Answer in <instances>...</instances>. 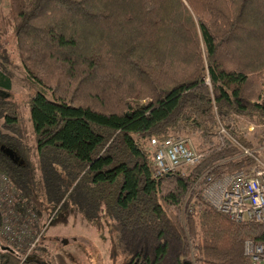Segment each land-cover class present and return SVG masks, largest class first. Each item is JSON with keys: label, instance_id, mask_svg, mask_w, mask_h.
<instances>
[{"label": "trees", "instance_id": "obj_1", "mask_svg": "<svg viewBox=\"0 0 264 264\" xmlns=\"http://www.w3.org/2000/svg\"><path fill=\"white\" fill-rule=\"evenodd\" d=\"M9 6L18 57L36 85L29 114L47 204L54 211L70 205L90 223L113 221L124 264H250L244 241L264 244V223L231 222L202 199L204 183L196 182L206 171L222 177L255 163L240 148L253 150L244 137L227 131L232 139H219L214 109L221 118L235 113L264 124V0ZM2 30L0 23V39ZM106 57L123 71L106 70ZM7 63L0 53L5 92L12 84ZM115 73H131L139 84L114 81ZM147 81L144 91L139 85ZM111 88L113 112L103 101ZM80 90L87 100L76 97ZM181 131L200 138L201 162L188 175L156 177L150 140ZM28 151L16 104L0 96V175L10 187L0 205L11 216L25 214L33 197L36 165ZM12 193L14 206L7 202ZM15 246L0 238V264H44L23 260Z\"/></svg>", "mask_w": 264, "mask_h": 264}, {"label": "rangeland", "instance_id": "obj_2", "mask_svg": "<svg viewBox=\"0 0 264 264\" xmlns=\"http://www.w3.org/2000/svg\"><path fill=\"white\" fill-rule=\"evenodd\" d=\"M185 3V0H181ZM0 23L3 28V36L0 39V53L7 56L8 60V71L11 75V89L9 91L0 90V96L14 102L19 111L20 118V129H21V140L26 145L28 157L34 162L35 176L33 186V197L27 202V212L25 214L21 211L15 212L12 217L7 220L10 224H14L16 231H23L24 233L31 232V235L35 233L41 234L40 241L36 243L35 249L29 254L31 258H37L44 264H124L127 259L120 256L114 248V228L113 221L103 217L96 223L87 222L84 217L76 211L72 206L54 211L51 206L46 202L45 193L43 189L41 174L37 168V159L35 154V137L30 121L29 114V98L36 92V85L28 79L25 70L22 67L18 53L15 47V36L13 33V18L10 12L9 0H0ZM200 41V39H199ZM201 43V41H200ZM108 58L101 62L107 63ZM100 63L99 66L102 65ZM113 64V65H112ZM106 70L123 71L119 66H115L114 63L108 62ZM105 73H103L104 75ZM102 75V76H103ZM114 75V79L126 81L127 83L139 82L134 80L131 73L127 76L124 73ZM204 83L209 85L207 75L203 77ZM64 83V80H61ZM115 81V80H114ZM119 82V81H118ZM64 86V84H62ZM120 89H125V84L119 85ZM139 87L144 91L150 90L149 83L141 84ZM119 91V90H118ZM85 91H78L76 93L77 98L85 99ZM97 92V91H96ZM95 92H93L94 94ZM109 95L104 100L105 109L109 111H116L118 107L115 105V94L114 90L109 89ZM103 93L101 96H104ZM85 95V97H84ZM95 95V94H94ZM93 96V95H92ZM87 100V98H86ZM214 118L218 123L217 134L221 140L222 135L221 129L230 131L232 134H238L244 137L248 141L254 152L257 153L259 159L264 163V146L259 143V139L264 137V124H258L254 120H250L245 116H240L235 113L230 114L228 117L221 118L218 116L216 109H214ZM229 127H225V126ZM228 129V130H227ZM172 137H180L188 140L192 147L203 155V152L199 149L201 144L200 138L191 132L181 131L178 133H172ZM7 155L12 156V151L4 148ZM16 161H22L20 157L14 156ZM203 158V156H202ZM237 159V158H236ZM197 166V165H196ZM195 167V166H194ZM194 167H184L178 170L182 175H188ZM251 167V166H249ZM246 167V168H249ZM243 168V169H246ZM241 169V170H243ZM240 171V170H236ZM232 172L226 173L230 174ZM225 175V174H224ZM10 192V189H9ZM13 192V191H12ZM13 193H16L15 191ZM12 193L9 195L10 202L13 206L16 203L17 196ZM18 195V194H17ZM0 196L3 197L2 193ZM7 210L0 206V217L4 216ZM182 219V224L187 228L185 221ZM1 232V231H0ZM6 235L0 233V238L6 243V245H15L8 237L4 239ZM19 244V243H18ZM17 244L16 249L24 256L25 250ZM9 247H2L5 249ZM30 258V259H31ZM29 259V260H30Z\"/></svg>", "mask_w": 264, "mask_h": 264}, {"label": "built area", "instance_id": "obj_3", "mask_svg": "<svg viewBox=\"0 0 264 264\" xmlns=\"http://www.w3.org/2000/svg\"><path fill=\"white\" fill-rule=\"evenodd\" d=\"M221 133L227 135L225 129ZM153 149V168L156 177L168 175L184 167H194L202 160V154L191 143L180 137H170L163 141L152 138L149 143ZM240 146V145H239ZM243 155L254 159V165L222 177L208 175V171L198 177L197 183L203 182L202 199L216 212L223 214L233 223H264V163L256 152L240 146ZM196 183V184H197ZM195 184V185H196ZM9 191L6 178L0 175V193ZM0 198H2L0 196ZM10 204V200L7 201ZM10 212L4 215L0 233L25 250L23 260L30 259L29 254L40 241L41 234L19 232L8 222ZM244 254L250 264H264V244L246 240L243 244Z\"/></svg>", "mask_w": 264, "mask_h": 264}, {"label": "bare ground", "instance_id": "obj_4", "mask_svg": "<svg viewBox=\"0 0 264 264\" xmlns=\"http://www.w3.org/2000/svg\"><path fill=\"white\" fill-rule=\"evenodd\" d=\"M225 137H227V138H230V139H232L231 138V136L230 135H224ZM236 173V171L235 172H232L230 175H232V174H235ZM226 175H228V174H226ZM198 181V180H197ZM197 183V182H196ZM9 189H10V187H9ZM1 206V205H0ZM248 258V257H247Z\"/></svg>", "mask_w": 264, "mask_h": 264}, {"label": "water", "instance_id": "obj_5", "mask_svg": "<svg viewBox=\"0 0 264 264\" xmlns=\"http://www.w3.org/2000/svg\"><path fill=\"white\" fill-rule=\"evenodd\" d=\"M5 249H8V248H5ZM32 259V258H31ZM29 259H27V261H28Z\"/></svg>", "mask_w": 264, "mask_h": 264}]
</instances>
